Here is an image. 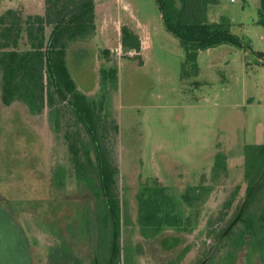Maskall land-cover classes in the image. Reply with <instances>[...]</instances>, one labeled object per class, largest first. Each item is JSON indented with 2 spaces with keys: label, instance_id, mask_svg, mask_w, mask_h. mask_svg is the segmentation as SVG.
Returning <instances> with one entry per match:
<instances>
[{
  "label": "rangeland",
  "instance_id": "374dc122",
  "mask_svg": "<svg viewBox=\"0 0 264 264\" xmlns=\"http://www.w3.org/2000/svg\"><path fill=\"white\" fill-rule=\"evenodd\" d=\"M19 1L0 0V13ZM217 1L214 8L245 48L221 44L202 51L197 76L180 78L184 51L165 30L155 0H125L127 11L150 28L149 45L144 38L138 58L120 48L113 26L109 40L78 41L66 51L77 88L92 100L101 94L99 68H117V90L107 91L106 107L118 124V187L129 219L121 230L120 264H264L262 225L235 247L222 246L248 195L243 146L264 144V58L257 52L264 51V26L256 22L259 0ZM28 3L27 12L16 8L23 17L43 12ZM25 47L22 38L19 48ZM64 131V122L54 131L47 109L31 114L19 100L5 106L0 99V264H48L50 249L59 245L82 264H98V201L74 176ZM220 152L228 170L214 177V155ZM155 181L167 187L183 215L193 211L181 203L183 189L201 181L212 185L196 221L191 216L190 231L170 228L151 239L141 236L137 195ZM237 184L230 208H222Z\"/></svg>",
  "mask_w": 264,
  "mask_h": 264
},
{
  "label": "trees",
  "instance_id": "16d2710c",
  "mask_svg": "<svg viewBox=\"0 0 264 264\" xmlns=\"http://www.w3.org/2000/svg\"><path fill=\"white\" fill-rule=\"evenodd\" d=\"M163 26L173 35L184 51L180 78L187 79L198 73L199 51L221 44L245 48L241 38L230 30L226 18L217 23L208 22V5L217 0H155ZM257 23L264 26V0H259ZM50 28L46 35V29ZM94 0H43L42 14H27L8 8L0 14V99L8 106L14 100L24 103L31 114L47 109V118L54 131L65 123L66 140L76 179L85 183L98 201L96 217L99 242L96 249L98 264H120L122 227L129 223L120 199L118 165L115 157V138L118 124L106 107L108 90H117V68H99L100 97L90 99L77 88L66 65L67 49L78 41H86L95 33ZM121 47L139 57L140 39L129 27L120 28ZM24 39L25 48H19ZM109 50L104 49V58ZM258 55L264 58V53ZM108 59V57L106 58ZM142 64V61H138ZM197 84V83H196ZM214 177L227 170L224 156L214 155ZM204 175L201 176L203 180ZM243 182L247 198L238 215L237 223L228 229L222 246L238 245L246 232L256 225L264 226V144L243 146ZM212 185L186 186L181 203L193 209L183 215L167 187L156 181L144 186L137 195L136 221L141 236L151 239L166 229L190 231L198 218V205H202ZM240 190L235 185L222 208L229 209ZM194 216V221L191 216ZM190 227V228H189ZM182 230V228H181ZM183 231V230H182ZM223 229L216 234L222 236ZM232 255V250L227 251ZM48 264H82L66 247L50 249Z\"/></svg>",
  "mask_w": 264,
  "mask_h": 264
},
{
  "label": "crops",
  "instance_id": "0c3cea01",
  "mask_svg": "<svg viewBox=\"0 0 264 264\" xmlns=\"http://www.w3.org/2000/svg\"><path fill=\"white\" fill-rule=\"evenodd\" d=\"M31 1L33 5L37 4L39 6L40 11L41 10L43 11V0H31ZM94 4H95L96 29H95L94 35L90 39L101 36L102 40L104 41L109 40V35L111 34L110 30L113 26L116 33L118 35L120 33V38L119 37L118 38L121 40V32L118 31L120 30V27H119V24H120L122 26L125 25L129 27L134 33H136L140 39V43L143 44V41H144L143 39L146 38L147 40L144 42L145 47L149 45L148 43V40H150L149 26L143 25L142 23L138 22L136 16L132 13H129V11H127L129 4L125 3V0H94ZM19 5H21L22 10L26 11L28 6L31 4L28 3V0H20L18 4H15L11 8L16 9ZM218 5H219L218 1L217 3L208 5V10H207L208 22L217 23L222 18L223 15L221 14V11L214 8V7H217ZM42 13L43 12L39 14H42ZM27 14H38V13H27ZM127 21L131 23L128 25ZM133 22L135 24L132 25ZM120 48H122L121 42H120ZM140 49H142L143 51V46H140ZM207 50L208 49L202 50V51H207ZM202 51H199L198 55H200ZM257 52H264V51H257ZM197 66H198V73H199L198 62H197ZM197 84H199V82H197ZM254 144H259V143H254ZM220 153L222 154V152ZM226 166H227V163H226ZM227 170H228V166H227ZM242 179H243V171H242Z\"/></svg>",
  "mask_w": 264,
  "mask_h": 264
}]
</instances>
